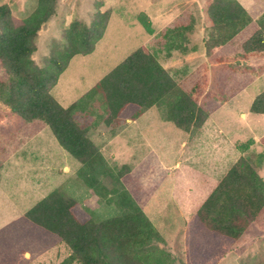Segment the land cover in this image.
<instances>
[{
    "label": "rangeland",
    "instance_id": "374dc122",
    "mask_svg": "<svg viewBox=\"0 0 264 264\" xmlns=\"http://www.w3.org/2000/svg\"><path fill=\"white\" fill-rule=\"evenodd\" d=\"M38 0H0L15 24ZM251 22L228 43L213 47L209 7L214 0H58L56 14L36 38L35 62L43 66L51 52L64 48V33L79 20L90 25L98 11L110 16L103 37L88 54L71 58L51 94L64 107L76 103L74 116L103 154L110 173L104 186L116 189L113 201L79 176L81 163L64 150L41 120L23 122L0 100V264H61L71 249L31 224L23 214L50 191L60 188L97 219L122 214L116 200L127 191L142 207L163 241L153 247L166 264H190L188 222L221 176L240 156L250 155L264 177V114L250 110L264 90V51L246 46L260 28L264 0H238ZM146 14L153 33L139 15ZM180 29L179 49L168 50L164 32ZM189 27V29H183ZM208 39L210 42H208ZM141 46L149 47L208 113L200 128L184 131L167 121L161 107L136 120L107 125V104L98 82ZM7 74L0 63V79ZM171 98H168L170 100ZM255 139L247 151L239 145ZM126 174L119 177L122 165ZM83 213V212H82ZM71 264H83L78 260ZM218 264H264V211Z\"/></svg>",
    "mask_w": 264,
    "mask_h": 264
},
{
    "label": "trees",
    "instance_id": "16d2710c",
    "mask_svg": "<svg viewBox=\"0 0 264 264\" xmlns=\"http://www.w3.org/2000/svg\"><path fill=\"white\" fill-rule=\"evenodd\" d=\"M57 1L38 0L36 8L19 24L14 23L10 6L0 4V63L7 74L6 79H0V100L23 122H45L59 145L81 163L78 174L84 182L103 189L102 195L113 201L110 193H116V189L110 192L101 179L110 171L98 146L75 119L77 104L64 107L51 94L71 58L95 49L110 12L98 11L90 25L72 21L64 33V48L51 52L46 64L40 66L32 57L37 49L36 38L42 25L56 14ZM209 16L217 29L210 36V50L228 43L251 22L238 0H214ZM139 19L147 32H154L146 14L141 13ZM258 23L260 28L246 45L253 53L264 51V12ZM179 34L182 31L176 27L164 32L169 51L180 48ZM97 89L107 104V125L136 120L153 106L161 107L163 117L184 131L200 128L208 118V113L178 86L147 46L139 47L106 74ZM250 110L264 114V90L254 98ZM254 143L255 139H249L239 148L247 151ZM261 144L264 146V136ZM259 156L264 157V152ZM127 169L128 165H122L119 177ZM123 194L116 200L122 214L105 219H97L93 211L85 212L77 199L66 196L60 188L50 191L23 216L71 249L61 264L76 260L83 264H166L167 259L152 245L163 241L160 232L129 193ZM263 211L264 177L251 156L242 155L221 176L188 222L190 264H218Z\"/></svg>",
    "mask_w": 264,
    "mask_h": 264
}]
</instances>
